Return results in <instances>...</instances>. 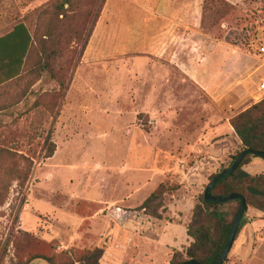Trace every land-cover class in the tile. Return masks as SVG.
Returning <instances> with one entry per match:
<instances>
[{
    "label": "rangeland",
    "instance_id": "obj_1",
    "mask_svg": "<svg viewBox=\"0 0 264 264\" xmlns=\"http://www.w3.org/2000/svg\"><path fill=\"white\" fill-rule=\"evenodd\" d=\"M63 2L0 0V37L18 24L31 36L19 76L0 86V264H85L96 249L99 264H169L173 252L185 259L194 207L242 150L232 119L254 106L264 111V97L236 84L252 70L234 73L236 85L215 103L188 82L165 88L160 60L119 53L114 42V25L125 19L128 28L138 0H71L60 11ZM202 16L212 41L252 56L264 46V0H202ZM251 77L248 84L264 80V67ZM167 111L173 127L163 123ZM208 111L217 137L195 152L183 121L206 120ZM13 165L30 168L26 183L5 175ZM235 208L215 211L230 222ZM235 248L224 264H237ZM253 264H264L262 241Z\"/></svg>",
    "mask_w": 264,
    "mask_h": 264
},
{
    "label": "crops",
    "instance_id": "obj_2",
    "mask_svg": "<svg viewBox=\"0 0 264 264\" xmlns=\"http://www.w3.org/2000/svg\"><path fill=\"white\" fill-rule=\"evenodd\" d=\"M129 18L128 28L125 19L119 20L118 27L114 25L117 51L145 52L160 60L164 65L161 66L159 82L165 88L173 81L188 82L199 95L215 103L225 99L236 84L243 82L247 96L258 94L262 97L257 88L264 80L248 82L264 64L257 56L244 54L227 43L212 41L203 32L202 0H152L151 3L138 0L137 8H129ZM241 68L252 70L248 74L250 78L246 77L248 82L241 79L235 84L233 75ZM253 86L256 90L251 92ZM207 113L206 120L199 117L196 123L186 115L189 119L183 121L189 127V131L183 133V140L189 138L192 145L195 144V152L210 148L217 137V118L213 113ZM164 116L167 120L163 123L173 127L172 114L167 111L162 113ZM251 169L262 171L250 174ZM244 171L251 176L264 175V162L252 160ZM248 215L253 216V220L245 224L246 230L237 245H232V249L236 246L231 255L237 264H253L257 241L264 243V237L260 239L264 227L263 214L251 210L245 217Z\"/></svg>",
    "mask_w": 264,
    "mask_h": 264
},
{
    "label": "trees",
    "instance_id": "obj_3",
    "mask_svg": "<svg viewBox=\"0 0 264 264\" xmlns=\"http://www.w3.org/2000/svg\"><path fill=\"white\" fill-rule=\"evenodd\" d=\"M64 4L70 5L71 0H64L60 11H62ZM30 45L31 36L23 24L14 26L10 33L0 37V86L19 76ZM259 107L254 106L232 119L231 127L242 147V150L238 154L244 150L264 153V111H261ZM8 154L10 155V153ZM237 155L231 158L227 168L232 165ZM51 156L52 152L46 158H50ZM254 158L257 157H246L238 165L235 172L228 178L220 181L210 193L213 197L237 194L245 199L246 210L233 243L244 225L245 215L248 210H256L264 215V175L251 176L243 170ZM262 160L264 161V159ZM219 174L212 176L209 182ZM5 175L8 178L11 177V179L19 184H24L29 178L30 168H27V170H19L16 165H13L7 169ZM155 197L156 195L150 196L142 204V208H145ZM231 203L236 204V208L230 222H226L223 216L215 210L220 206ZM237 210L238 202L236 201L226 204H211L204 201L202 195L200 197V203L193 209L192 220L186 228V235L192 240V243L185 252V259L180 253L173 252L169 264H183L190 260L198 264H217ZM87 255L86 258L79 262L99 264L103 252L96 249L93 252L87 253ZM34 260H42L47 264H54L51 259L46 257H34L25 263L27 264Z\"/></svg>",
    "mask_w": 264,
    "mask_h": 264
},
{
    "label": "water",
    "instance_id": "obj_4",
    "mask_svg": "<svg viewBox=\"0 0 264 264\" xmlns=\"http://www.w3.org/2000/svg\"><path fill=\"white\" fill-rule=\"evenodd\" d=\"M249 156H254L257 158H262L264 159V153L263 152H258V151H253V150H244L242 151L240 154H238L232 165L227 168L224 172H222L221 174L217 175L211 182L208 183V185L204 188V192H203V199L204 201L211 203V204H226L229 202H233L236 201L238 202V210L237 213L232 221L231 224V228L225 243V246L218 258L217 264H223L226 257L228 256L232 245H233V241H234V237L237 233L238 227L243 219L245 210H246V203H245V199L237 194H230V195H226V196H220V197H213L211 196V190L223 179L228 178L230 175H232L236 168L238 167V165L246 158ZM183 264H198L195 261H187Z\"/></svg>",
    "mask_w": 264,
    "mask_h": 264
},
{
    "label": "built area",
    "instance_id": "obj_5",
    "mask_svg": "<svg viewBox=\"0 0 264 264\" xmlns=\"http://www.w3.org/2000/svg\"><path fill=\"white\" fill-rule=\"evenodd\" d=\"M256 56L259 58L262 64H264V46L258 48V52L256 53ZM257 90L259 93H261L262 97H264V81H261L259 83Z\"/></svg>",
    "mask_w": 264,
    "mask_h": 264
}]
</instances>
